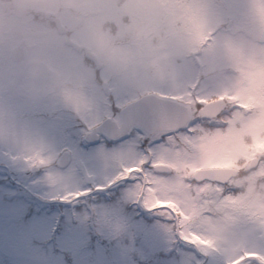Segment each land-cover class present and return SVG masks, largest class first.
Here are the masks:
<instances>
[{
  "label": "rangeland",
  "instance_id": "obj_1",
  "mask_svg": "<svg viewBox=\"0 0 264 264\" xmlns=\"http://www.w3.org/2000/svg\"><path fill=\"white\" fill-rule=\"evenodd\" d=\"M99 1L0 0V264H226L245 246L260 251L264 64L256 53L244 60L246 49L264 45L257 35H217V0ZM55 18L100 69L56 36ZM13 29L25 31L24 43ZM15 46L25 51L20 64L10 59ZM217 48L237 55L223 58L226 70L217 68ZM149 94L185 106L190 121L198 105L238 106L226 121L197 125L187 160L193 174L238 173L227 192L237 200L212 199L200 209L201 234L217 248L207 256L180 238L167 213L138 202L142 178L121 179L142 159L174 158L183 131L150 136L131 128L121 141L84 143L92 129L108 119L118 125L123 107ZM64 153L68 161L59 168ZM144 175H153L149 165ZM72 193L87 194L69 199Z\"/></svg>",
  "mask_w": 264,
  "mask_h": 264
},
{
  "label": "snow or ice",
  "instance_id": "obj_2",
  "mask_svg": "<svg viewBox=\"0 0 264 264\" xmlns=\"http://www.w3.org/2000/svg\"><path fill=\"white\" fill-rule=\"evenodd\" d=\"M198 105L197 110H199ZM207 118L197 117L189 121L182 131L186 134L177 141L178 148L174 158L160 159L150 163L147 159H142L138 164L124 169L121 179H130L133 175H138L141 184L138 186L140 201L144 207L151 212L167 213V217L174 221L176 227L180 230V238L189 244L193 249L199 250L207 256L209 252L217 251L215 242L206 239L201 234L199 220L202 215L200 209L210 200H223L229 198L233 201L238 199V195L229 196L228 191L234 189L227 182L198 180L193 174V168L187 162L192 153V145L195 143V137L198 127L205 126ZM226 126V125H225ZM178 131H181L178 129ZM44 163L43 160L40 161ZM149 165L153 170V175L145 176V166ZM171 173V178L166 175ZM158 174V175H157ZM153 176H156L153 179ZM206 184H214L218 193H210L205 189ZM87 193H72L69 199H79L81 195ZM211 216V211L203 213ZM264 227V224L261 225ZM226 264H264V245L260 251L249 250L243 247L235 252L232 259Z\"/></svg>",
  "mask_w": 264,
  "mask_h": 264
},
{
  "label": "water",
  "instance_id": "obj_3",
  "mask_svg": "<svg viewBox=\"0 0 264 264\" xmlns=\"http://www.w3.org/2000/svg\"><path fill=\"white\" fill-rule=\"evenodd\" d=\"M55 23L60 31H64L58 20ZM21 36L20 32H14L16 39H21ZM11 57L14 62L21 61L22 51L19 48L14 49ZM222 108V102H214L203 106L198 113L200 116L213 118ZM119 121L120 125L118 126L115 122L105 120L87 135L85 141L91 143L97 138V135L105 136L110 140L122 138L133 126L149 135L162 131H174L187 124L189 115L187 108L179 103L148 95L122 109L119 112ZM67 160L68 154L64 153L58 162V166L63 168L67 164ZM257 161L258 159L252 160L250 167L252 168ZM194 175L198 180L228 182L237 175V172L232 169H210L199 170Z\"/></svg>",
  "mask_w": 264,
  "mask_h": 264
},
{
  "label": "flooded vegetation",
  "instance_id": "obj_4",
  "mask_svg": "<svg viewBox=\"0 0 264 264\" xmlns=\"http://www.w3.org/2000/svg\"><path fill=\"white\" fill-rule=\"evenodd\" d=\"M100 1H103V0H100ZM96 2L98 3V1ZM86 8L88 7L86 6ZM55 19H57L59 25L62 26L59 19L58 18H55ZM55 19H53L52 24L56 30V36L62 38V42L64 43V45L69 46L70 49L74 51L76 54H78L79 56L83 55V57H86V61H85L86 63L93 64L95 65L96 69H100L101 66L97 64L96 58L91 54V52L79 46L78 44H74L70 40V37L68 35V30H66L64 26L62 27H64L65 32L63 30L62 32H59L56 29V26H55L56 23L54 22ZM14 32H20L22 34L21 39L19 40L17 39L18 41H21L22 43L26 41L27 35L25 34V31L23 29H20V30L13 29L11 34L13 35ZM218 34L223 35L224 38L228 39L229 41H232V38L235 37V35L237 34L243 37H247V39H250V40H254V35H257L258 37H256V43L259 42L260 44L264 45V0H217V35ZM222 40L224 41V39ZM16 48H19L22 51L21 61L14 62L12 60L11 55H12L13 50L10 53V59L13 63L20 64L24 61L25 51L22 46H15L13 49H16ZM254 53L257 54L255 57L258 58L262 64H264V50L253 51L252 49H246L245 54L249 55V57L246 60H244V62L248 63L247 60H249L251 57L253 58ZM228 55H232L229 58H237L236 57L237 55H233V51H230V49L225 50V49L217 48V68L218 69L220 67H222L224 70L227 69V66L223 62V58H226V56ZM229 68H232V65H230ZM25 69H27L26 66L23 67V70ZM228 114L229 113H227L226 111L221 112L220 114L217 115V121L220 119L224 121L225 118H229L230 115ZM161 133H164V132H161ZM99 139L110 141L98 135V138L96 140L98 141ZM121 140H124V139H121ZM121 140L116 139L113 141H121Z\"/></svg>",
  "mask_w": 264,
  "mask_h": 264
}]
</instances>
